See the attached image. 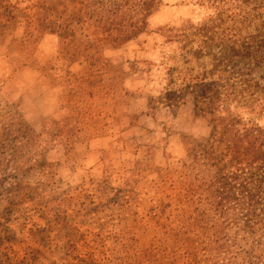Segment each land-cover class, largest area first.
I'll return each instance as SVG.
<instances>
[{
  "label": "rangeland",
  "instance_id": "rangeland-1",
  "mask_svg": "<svg viewBox=\"0 0 264 264\" xmlns=\"http://www.w3.org/2000/svg\"><path fill=\"white\" fill-rule=\"evenodd\" d=\"M35 2L0 9L29 21ZM51 3L76 62L151 52L168 121L135 155L83 167L96 122L78 107L35 121L0 91V264H264V0Z\"/></svg>",
  "mask_w": 264,
  "mask_h": 264
},
{
  "label": "crops",
  "instance_id": "crops-1",
  "mask_svg": "<svg viewBox=\"0 0 264 264\" xmlns=\"http://www.w3.org/2000/svg\"><path fill=\"white\" fill-rule=\"evenodd\" d=\"M36 1L30 22L27 13L17 16L20 10L8 12L14 7L8 3L0 9V74L6 79L0 91L10 96L7 101L15 100L24 109L31 105L34 110L30 115L35 121H45V115L55 113L67 119L78 107L80 120L96 122L95 136L80 142L79 151L85 155L80 162L83 167L92 164V168H106L114 154L122 161V154L135 155V147H144L147 142L145 136H150L153 120L160 136L162 121L165 125L168 121L169 104L164 97L167 86L161 80L153 81L154 71L145 65L151 52L113 48L105 51L110 67L91 69L85 59L74 61L75 56L66 49L70 41L66 24L57 21L52 0H48L46 20L40 18L42 8ZM28 42L35 43L32 50L24 44ZM132 57L137 60L120 65L121 59ZM119 130L125 131L123 137H117ZM166 150L164 147V155Z\"/></svg>",
  "mask_w": 264,
  "mask_h": 264
},
{
  "label": "trees",
  "instance_id": "trees-1",
  "mask_svg": "<svg viewBox=\"0 0 264 264\" xmlns=\"http://www.w3.org/2000/svg\"><path fill=\"white\" fill-rule=\"evenodd\" d=\"M198 254H199V250H197L196 257H198ZM197 263H200V262H197Z\"/></svg>",
  "mask_w": 264,
  "mask_h": 264
}]
</instances>
